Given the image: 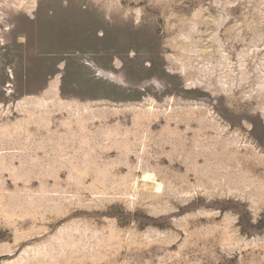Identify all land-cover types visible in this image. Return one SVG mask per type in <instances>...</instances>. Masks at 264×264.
I'll list each match as a JSON object with an SVG mask.
<instances>
[{
	"label": "rangeland",
	"instance_id": "374dc122",
	"mask_svg": "<svg viewBox=\"0 0 264 264\" xmlns=\"http://www.w3.org/2000/svg\"><path fill=\"white\" fill-rule=\"evenodd\" d=\"M0 264H264V0H0Z\"/></svg>",
	"mask_w": 264,
	"mask_h": 264
},
{
	"label": "bare ground",
	"instance_id": "6f19581e",
	"mask_svg": "<svg viewBox=\"0 0 264 264\" xmlns=\"http://www.w3.org/2000/svg\"><path fill=\"white\" fill-rule=\"evenodd\" d=\"M158 190L160 189V187L157 185V187H156Z\"/></svg>",
	"mask_w": 264,
	"mask_h": 264
},
{
	"label": "snow or ice",
	"instance_id": "6c2138e0",
	"mask_svg": "<svg viewBox=\"0 0 264 264\" xmlns=\"http://www.w3.org/2000/svg\"><path fill=\"white\" fill-rule=\"evenodd\" d=\"M69 3H70V0H69Z\"/></svg>",
	"mask_w": 264,
	"mask_h": 264
}]
</instances>
